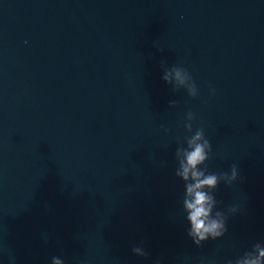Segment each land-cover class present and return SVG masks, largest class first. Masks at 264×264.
Instances as JSON below:
<instances>
[{
	"label": "water",
	"instance_id": "water-1",
	"mask_svg": "<svg viewBox=\"0 0 264 264\" xmlns=\"http://www.w3.org/2000/svg\"><path fill=\"white\" fill-rule=\"evenodd\" d=\"M162 61L189 71L196 98ZM189 111L208 171L241 177L216 189L219 210L239 211L201 247L175 175ZM257 242L264 0H0V264H226Z\"/></svg>",
	"mask_w": 264,
	"mask_h": 264
},
{
	"label": "clouds",
	"instance_id": "clouds-1",
	"mask_svg": "<svg viewBox=\"0 0 264 264\" xmlns=\"http://www.w3.org/2000/svg\"><path fill=\"white\" fill-rule=\"evenodd\" d=\"M162 51V49H157ZM165 62H161L163 70V81L173 86V92L184 89L187 95L196 98L198 95L197 85L189 71L178 65L170 68L164 67ZM210 94H215V89H210ZM177 101L170 100L168 107H177ZM195 114L191 111L187 113L183 127L193 133L192 121ZM165 131H169L165 129ZM212 151V144L206 137L203 127H199L195 132L184 137V141L175 149V158L178 166L175 175L184 183L183 212L185 220L189 223L187 235L196 247H201L209 240H217L228 231L227 221L229 215L239 211L237 206H230L226 211L219 210L220 203L215 196L216 189L223 182L231 187L233 183L241 179L238 165L232 164L230 171L211 173L208 171L207 161ZM132 253L138 257L147 258L149 253L141 246H133ZM51 264H65L60 257L53 256ZM155 264H160L156 261ZM226 264H264V245L255 243L250 251H245L242 256L226 261Z\"/></svg>",
	"mask_w": 264,
	"mask_h": 264
}]
</instances>
